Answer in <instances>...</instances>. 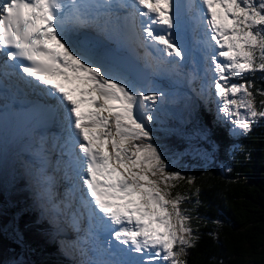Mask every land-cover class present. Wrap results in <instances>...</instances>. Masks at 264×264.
I'll use <instances>...</instances> for the list:
<instances>
[{"label":"snow or ice","instance_id":"6c2138e0","mask_svg":"<svg viewBox=\"0 0 264 264\" xmlns=\"http://www.w3.org/2000/svg\"><path fill=\"white\" fill-rule=\"evenodd\" d=\"M196 12L205 30L203 43L213 49L209 58L212 86L222 100L219 112L234 118L233 130L247 134L257 118H264V99L259 110L255 99L264 97V88L244 79L264 73V0H201ZM137 17L142 18L144 44L167 57L185 58L175 0L0 2L4 67L54 100L51 110L63 116L65 177L77 182L73 188L81 193L80 214L87 213L95 238L84 264H187L182 257L199 239L188 210L181 207L190 196L171 191L175 182L192 184L194 178L168 170L148 127L165 94H145L71 35L89 27L134 30ZM54 77L76 87L66 88ZM233 78L240 82L229 83ZM98 233L110 234L117 243L101 242Z\"/></svg>","mask_w":264,"mask_h":264},{"label":"trees","instance_id":"16d2710c","mask_svg":"<svg viewBox=\"0 0 264 264\" xmlns=\"http://www.w3.org/2000/svg\"><path fill=\"white\" fill-rule=\"evenodd\" d=\"M244 79L264 88L262 72ZM255 99L259 110L264 97ZM197 111L196 123L209 133L198 153H191L193 141L177 130L152 131L168 170L194 178L192 184L175 182L171 190L173 196H190L181 207L199 230L195 246L182 258L187 264H264V119L247 134H237L214 111L211 117L202 106ZM33 202L22 180L14 191L0 186V264H67L54 232L57 220L39 218Z\"/></svg>","mask_w":264,"mask_h":264},{"label":"rangeland","instance_id":"374dc122","mask_svg":"<svg viewBox=\"0 0 264 264\" xmlns=\"http://www.w3.org/2000/svg\"><path fill=\"white\" fill-rule=\"evenodd\" d=\"M191 9H194V6ZM191 12L194 14L193 10H191ZM187 18V13L181 15L180 34L186 49L185 58L181 61L180 58L177 57V59L174 57L173 59L175 60L176 58L177 61L173 62L171 61V57H167L165 53L155 51L158 62L165 66L163 71L168 75L159 77L158 74H155V77L153 76V80L151 79L149 84L134 86L141 91H145V94H148L149 90H157L165 94L163 99L158 101L154 106L153 114L155 119L148 124L150 130H154V128L166 131L177 130L193 141L191 153H198V151H200L198 147L200 145L198 143L201 139L206 140L209 134L196 123V112H198V107L201 106L200 102H197L198 99L201 102L205 99L209 108H211L210 104L214 105V107L218 105L216 108L217 115L227 121L233 132L237 134L242 133L239 130H233V117L225 118L219 112V108L222 106V100L216 95L215 88L212 86L215 73L211 68L209 58L213 49L206 48L203 43L205 40V30L203 26L195 17H193L194 20L191 21H188ZM195 23H197V27L201 28L200 31L197 30L196 32L194 30ZM211 43L214 46V42ZM222 59L223 58H221V60ZM169 64L172 66L171 72H169L167 68ZM238 81L239 80L236 78H233L229 83H237ZM208 85L211 87L209 90ZM241 111L243 112V110ZM11 113L13 116L17 114L14 110H12ZM22 119L26 121L24 117H22ZM258 120L259 118H257L255 122H258ZM7 124L8 122L6 119L4 120V116L0 114V186L6 191H14L18 181H26V189L30 191L31 195L35 196V202L32 204L33 207L35 205H43L42 202L45 204L44 200L40 199L38 191L35 189L42 190V193H46L51 181L52 187L55 189V198L46 196V199L49 200L50 204L64 201L66 199L65 192H68L67 187H65V184H63V186L61 184L57 186L54 181L55 178L54 180L51 178L52 175L54 176V173L56 175L57 167L56 162L54 165L51 163V161H53L49 149L53 142L51 140V130L47 133L46 130L42 129V134H48L45 142L48 145L50 144V146H45L47 149L43 152L41 144L38 143L43 140L42 135H38V133L35 132V127H33L32 124L28 125L26 123V127L24 124H16L15 132L19 129L16 133L12 132V128H8ZM32 132L33 135H35L34 137H38L37 139L34 138L30 140ZM18 135L19 137H17ZM206 143L208 144L207 141ZM45 157L47 158L50 168L47 167L43 160ZM36 158L39 161H36ZM39 199L41 201H38ZM68 202L70 201L68 200ZM50 204H47V206L44 205L43 207V212L46 213V217H49L50 214L53 213L52 205ZM39 218H42V214H39ZM67 234L70 236L64 237L60 235V238L71 240V244L76 247L75 256L78 258L83 246L77 247L71 232L67 231ZM89 241H91V239H87L85 243L88 245ZM68 244L66 245L67 247H69ZM71 244L70 247H72ZM64 247L65 246L61 244V250ZM69 250L71 251L70 248ZM69 257L75 259L72 254ZM17 261L19 262L21 259ZM67 264L73 263L70 262Z\"/></svg>","mask_w":264,"mask_h":264},{"label":"water","instance_id":"95a60500","mask_svg":"<svg viewBox=\"0 0 264 264\" xmlns=\"http://www.w3.org/2000/svg\"><path fill=\"white\" fill-rule=\"evenodd\" d=\"M106 57L109 62L115 63L123 73L131 77L136 83L144 84L149 80L148 69L130 55H121L110 51Z\"/></svg>","mask_w":264,"mask_h":264},{"label":"bare ground","instance_id":"6f19581e","mask_svg":"<svg viewBox=\"0 0 264 264\" xmlns=\"http://www.w3.org/2000/svg\"><path fill=\"white\" fill-rule=\"evenodd\" d=\"M187 1H189V0H187ZM135 33V39H136V32H134ZM115 40V42H117V39H114ZM107 43H109V44H111L112 42L110 41H107ZM136 43V47L139 45V42H135ZM114 45V44H113ZM94 53V52H93ZM131 55L133 56V57H135V58H138V53L136 52V50H135V48H133L132 50H131ZM96 55V54H95ZM98 56V55H97ZM177 58V57H176ZM176 58H175V60H176ZM153 80V79H152ZM150 82V81H149ZM149 82L147 83V84H149ZM146 84V85H147ZM38 101L39 102H41V103H43V104H50V103H47L46 101H44L43 99H38ZM53 103H55L54 102V100H53ZM11 114L10 113H8L7 112V117L8 118H11V116H10ZM27 116V114L26 115H24V118H27L26 117ZM55 118L57 119V121H58V123L59 124H62V121H63V116H62V113H56L55 114ZM57 121L55 120L54 122H56L57 123ZM8 128H12L13 129V127H11V126H9L8 125ZM29 128V127H28ZM35 136V135H34ZM34 138H38V137H34ZM44 141V140H43ZM41 142V141H39L38 143L39 144H41V148H43L42 149V151L43 152H45L46 151V149H47V147H45V146H50V145H48L46 142ZM49 149H50V151H51V154H52V157H53V161H51V163H53V165L55 164V161H54V159L56 158V157H58V155L56 154V151H55V149L53 148V147H49ZM50 158V157H49ZM49 165V164H48ZM49 168H50V165H49ZM59 170H56V173L60 176V172H58ZM55 181V180H54ZM67 251L69 250V248H67L66 249ZM72 251H75L74 250V248L72 247V249H71Z\"/></svg>","mask_w":264,"mask_h":264}]
</instances>
